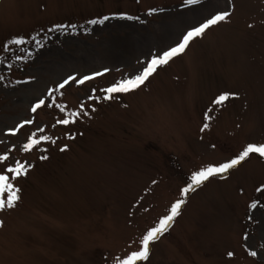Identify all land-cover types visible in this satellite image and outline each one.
I'll list each match as a JSON object with an SVG mask.
<instances>
[{"label":"rangeland","instance_id":"obj_1","mask_svg":"<svg viewBox=\"0 0 264 264\" xmlns=\"http://www.w3.org/2000/svg\"><path fill=\"white\" fill-rule=\"evenodd\" d=\"M231 4L0 0V155L8 156L0 172L17 161L30 165L13 181L21 199L0 210V264H119L140 250L194 172L264 144V0ZM225 10L228 20L140 88L103 99V89ZM104 16L103 24L88 23ZM105 68L54 91V100L48 95L69 76ZM222 93L235 95L215 105ZM40 99L45 105L32 112ZM82 104L74 123H56ZM27 120L33 123L10 133ZM33 133L56 143L25 152ZM183 198L168 231L136 264H264V157L250 154Z\"/></svg>","mask_w":264,"mask_h":264},{"label":"snow or ice","instance_id":"obj_2","mask_svg":"<svg viewBox=\"0 0 264 264\" xmlns=\"http://www.w3.org/2000/svg\"><path fill=\"white\" fill-rule=\"evenodd\" d=\"M201 0H186L188 5H196L199 4ZM228 6L231 7V0H228ZM156 9H150L149 12H156ZM123 15V14H121ZM230 11H220L215 15H212L210 18L206 19L204 22L200 23L198 26L192 27L185 34H183L182 38L172 47L167 50H164L159 53H153L150 58L146 62V66H144L137 74L126 77L118 80L116 83L111 86L103 89L106 95L103 99H113L114 94L117 93H130L138 88H140L144 83L151 77L161 66L167 65L172 59L178 57L183 54L186 49L189 47L190 42H192L195 38L201 37L209 30L212 26L219 24L220 22L226 21L230 18ZM129 19H133V17H128ZM110 19L109 16H104L101 19H93L88 21L89 24H103L105 21ZM138 19V18H136ZM72 29H75V25L70 26ZM55 29L63 30L65 28L64 25H56ZM16 44L23 43L22 40L17 39L13 41ZM19 59V57H18ZM109 71V69L105 68L103 72H96L91 75H85L79 79H76L73 76H69L62 83H60L55 90H50L48 95L55 99L54 91H59L63 89L70 82H75L77 84H84L86 81L92 80L97 76H102L105 72ZM95 91V90H93ZM233 93H222L220 94L213 103L215 105H222L224 102L230 99ZM98 97H89V99H97ZM45 105V100L40 99L34 106L31 111L36 112L39 108ZM51 106V105H48ZM56 107L60 108L61 111H64V106L57 104ZM84 110V105H81L80 111L70 113L72 119L64 118L57 120V124L67 125L75 122V118L79 117ZM207 119H211V117H207ZM33 123L32 120L24 121L21 125L17 126L14 130H9L12 135H15L25 124ZM209 127L208 123L203 125V129H207ZM202 129V130H203ZM38 131L43 132V129H38ZM41 141H51L52 143H56V140L50 135H40L38 138L36 134L33 133L28 142L23 144L22 150L27 152L31 151L37 145L41 143ZM67 145L61 149V151L65 150ZM250 154H259L261 157H264V144H248L236 158L231 159L229 162L222 163L220 165H208L206 167L201 168L200 170L194 172L191 176V182L187 184L186 187L181 189V197L177 199L170 207L169 214L160 218L159 222L152 228L146 231L141 239L142 247L138 251H134L131 255L127 256L126 259H122L119 264H136L137 261H146L149 257L150 252V244L159 239V237L168 231L171 223L175 219L176 216L179 215L182 205L185 204V199L190 191H193L196 187L200 186L202 183L207 181L210 177L215 176L217 174L226 173L229 169L234 168L239 165L242 161H245L249 158ZM41 159H47L46 156H42ZM8 160L7 155H0V162H6ZM30 165L26 166L25 164L17 161L15 166H9L6 169V172H0V210H4L6 208H14L17 202L21 199L20 197V189L13 183L17 178L27 175ZM11 174V175H9ZM6 194V195H5ZM251 207H256L255 204L251 205ZM2 226V224H0ZM252 255H256L255 252L251 253ZM232 255V253H229Z\"/></svg>","mask_w":264,"mask_h":264}]
</instances>
